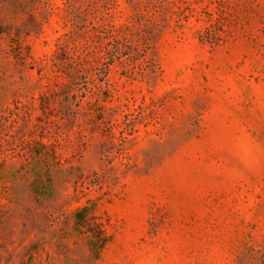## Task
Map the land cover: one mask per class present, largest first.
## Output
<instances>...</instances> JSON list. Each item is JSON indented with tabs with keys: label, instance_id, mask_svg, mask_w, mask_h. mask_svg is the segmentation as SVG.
<instances>
[{
	"label": "rangeland",
	"instance_id": "obj_1",
	"mask_svg": "<svg viewBox=\"0 0 264 264\" xmlns=\"http://www.w3.org/2000/svg\"><path fill=\"white\" fill-rule=\"evenodd\" d=\"M0 264H264V0H0Z\"/></svg>",
	"mask_w": 264,
	"mask_h": 264
},
{
	"label": "trees",
	"instance_id": "obj_2",
	"mask_svg": "<svg viewBox=\"0 0 264 264\" xmlns=\"http://www.w3.org/2000/svg\"><path fill=\"white\" fill-rule=\"evenodd\" d=\"M88 214L87 208L78 209L74 214L75 224L77 227L84 228L85 231L90 234L91 243L95 248H101L107 243L108 238L105 236L102 225L94 222V220L91 219L92 217L87 218ZM90 219L93 220L92 224Z\"/></svg>",
	"mask_w": 264,
	"mask_h": 264
}]
</instances>
